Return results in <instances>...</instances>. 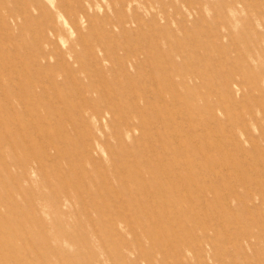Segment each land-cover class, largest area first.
<instances>
[{
    "label": "rangeland",
    "instance_id": "obj_1",
    "mask_svg": "<svg viewBox=\"0 0 264 264\" xmlns=\"http://www.w3.org/2000/svg\"><path fill=\"white\" fill-rule=\"evenodd\" d=\"M52 1L0 0V264H264V0Z\"/></svg>",
    "mask_w": 264,
    "mask_h": 264
},
{
    "label": "bare ground",
    "instance_id": "obj_2",
    "mask_svg": "<svg viewBox=\"0 0 264 264\" xmlns=\"http://www.w3.org/2000/svg\"><path fill=\"white\" fill-rule=\"evenodd\" d=\"M50 1H52V0H50ZM52 3H53V1H52ZM62 16V15H61ZM161 96V95H160ZM175 135V134H174ZM141 162H142V160H141ZM227 204V203H226ZM146 218V217H145ZM220 220V219H219Z\"/></svg>",
    "mask_w": 264,
    "mask_h": 264
}]
</instances>
